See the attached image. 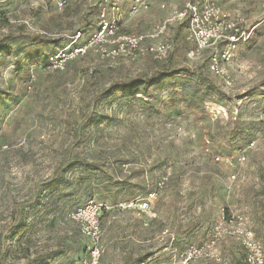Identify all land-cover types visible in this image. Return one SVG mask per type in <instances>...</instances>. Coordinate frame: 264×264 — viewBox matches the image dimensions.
I'll list each match as a JSON object with an SVG mask.
<instances>
[{"label":"rangeland","instance_id":"rangeland-1","mask_svg":"<svg viewBox=\"0 0 264 264\" xmlns=\"http://www.w3.org/2000/svg\"><path fill=\"white\" fill-rule=\"evenodd\" d=\"M129 1H119L125 33L153 30L190 0H152L136 15ZM212 1L256 27L222 63L231 85L213 75L222 96L199 115L187 109L184 81L167 79L148 90L158 110L149 120L144 94L107 93L167 67L209 63L210 51L194 52L183 23L170 26L167 63L146 56L111 67L92 51L54 69L50 56L78 32L76 45L87 43L104 7L112 16L105 0H73L65 10L0 0V264L80 262L88 240L69 211L50 212L47 185L63 166L79 156L94 160L102 148L120 162L127 186L116 188L119 199L111 188L96 192L110 207L101 264H236L247 254L245 228L264 247V0ZM101 115L109 119L99 123Z\"/></svg>","mask_w":264,"mask_h":264},{"label":"built area","instance_id":"built-area-1","mask_svg":"<svg viewBox=\"0 0 264 264\" xmlns=\"http://www.w3.org/2000/svg\"><path fill=\"white\" fill-rule=\"evenodd\" d=\"M50 2L59 10H65L73 0H42ZM152 0H131L129 12L136 15L148 11ZM112 16L104 7L99 14L96 32L90 40L76 45L81 32L75 34L73 41L60 53L50 56L46 64L54 69H63L66 62L89 52H97L111 67L125 59L132 62L150 56L158 62L166 61L172 50L173 42L168 38L170 26L187 22L188 37L195 44V53L210 51V70L217 78L225 82L226 87L231 80L224 77L222 63L233 59L237 47L251 41L255 25L243 17L228 18L222 7L212 0L201 3L188 1L182 10L175 11L153 30L143 33H125L122 30V8L116 0H105ZM28 25V23L26 22ZM30 26V25H29ZM251 143L250 147H254ZM218 161L220 158H216ZM246 155L239 157V162H245ZM235 179V176H234ZM147 205L144 206V209ZM107 204L90 201L84 207L70 214V219L80 227L82 235L88 240L86 254L78 264H101L104 255L103 232L101 217L109 211ZM243 235V236H242ZM243 244L247 250V264H264V247L254 237L251 230L241 231Z\"/></svg>","mask_w":264,"mask_h":264},{"label":"trees","instance_id":"trees-1","mask_svg":"<svg viewBox=\"0 0 264 264\" xmlns=\"http://www.w3.org/2000/svg\"><path fill=\"white\" fill-rule=\"evenodd\" d=\"M184 27L188 28L187 22H183ZM130 33V32H127ZM57 44L60 40H52ZM193 53V52H192ZM164 62L167 63L172 56ZM54 55V54H53ZM214 74L210 70V62L201 63L193 68L170 69L165 68L158 78L155 76L150 78H134L124 82L114 83L107 96H112L113 93L120 92L124 98L136 97L144 94L146 100H141L143 103V115L146 119H152L158 112L155 102L149 100L148 90L167 79H175L177 77L184 81L183 98L188 102L187 109L192 112H197L203 115L206 112V104L217 101L222 96V89L216 82ZM109 117L100 116L99 123H104ZM254 131L249 132V136H253ZM248 136V137H249ZM118 160H112L108 152L103 148L99 150L96 159L89 160L80 156L72 160L67 165L63 166L47 185L49 191V207L50 212L56 210L77 211L84 207L90 201H96L95 196L98 189H113L115 190L114 197L119 199L120 190L127 186L125 179L118 177L117 165ZM129 163V162H128ZM76 174H78L76 176ZM73 175V176H71ZM110 215L109 211L104 212L101 217V223ZM236 264H247L245 258L237 260Z\"/></svg>","mask_w":264,"mask_h":264},{"label":"crops","instance_id":"crops-1","mask_svg":"<svg viewBox=\"0 0 264 264\" xmlns=\"http://www.w3.org/2000/svg\"><path fill=\"white\" fill-rule=\"evenodd\" d=\"M119 1H120V0H116V2H118V3H119ZM190 1H191V0H190ZM193 2H195V1H193ZM129 3H131V0L129 1ZM119 4H120V3H119ZM185 4H186V3H185ZM183 7H184V6H183ZM161 8H162V9H163V8H164V9H167L166 11H168V8H167V6H166L165 4H162V5H161ZM175 11H176V10H173L172 13H170V14H173ZM178 11H179V10H178Z\"/></svg>","mask_w":264,"mask_h":264}]
</instances>
